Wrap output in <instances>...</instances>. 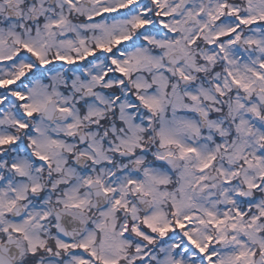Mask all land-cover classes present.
Here are the masks:
<instances>
[{"label": "snow or ice", "instance_id": "snow-or-ice-1", "mask_svg": "<svg viewBox=\"0 0 264 264\" xmlns=\"http://www.w3.org/2000/svg\"><path fill=\"white\" fill-rule=\"evenodd\" d=\"M0 264H264V0H0Z\"/></svg>", "mask_w": 264, "mask_h": 264}]
</instances>
